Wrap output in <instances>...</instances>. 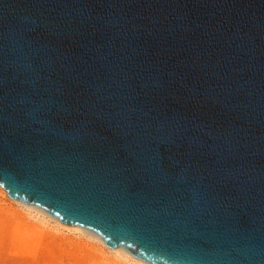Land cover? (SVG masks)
Here are the masks:
<instances>
[{"label": "water", "instance_id": "1", "mask_svg": "<svg viewBox=\"0 0 264 264\" xmlns=\"http://www.w3.org/2000/svg\"><path fill=\"white\" fill-rule=\"evenodd\" d=\"M0 187L149 264H264V0H0Z\"/></svg>", "mask_w": 264, "mask_h": 264}, {"label": "rangeland", "instance_id": "2", "mask_svg": "<svg viewBox=\"0 0 264 264\" xmlns=\"http://www.w3.org/2000/svg\"><path fill=\"white\" fill-rule=\"evenodd\" d=\"M2 191L0 187V221L6 223L5 226L0 227V264H101L100 258L104 248L89 237L59 235L55 232L46 234L44 244L51 250L52 256L50 258L47 253H44V250H40L38 256L35 257L36 261L32 257V249H28L29 252L27 253L26 248H17L11 245L10 231L14 230V225L18 219L11 215L9 211L22 213L31 222H34V220L29 219L22 208ZM107 258L110 259L111 257L108 256ZM113 260L115 264L120 262L114 258Z\"/></svg>", "mask_w": 264, "mask_h": 264}, {"label": "bare ground", "instance_id": "3", "mask_svg": "<svg viewBox=\"0 0 264 264\" xmlns=\"http://www.w3.org/2000/svg\"><path fill=\"white\" fill-rule=\"evenodd\" d=\"M2 193L8 196L4 190L2 191ZM11 200L14 201L17 205H19L22 208V211H24V213H26V215L29 217V219L31 218L32 221L34 220V222L29 221L28 218L22 213L9 211L11 215H14L18 219L17 223L14 225V230L10 231V243L11 245L17 248H26L27 253L29 252L28 249H32L33 251L31 252V254L34 260L35 257L38 256V252L40 250H44V253H47L48 257L51 258L52 252L47 247V245L44 244V238L46 234H51L52 232H55L59 235L68 234L77 237H89L90 239L96 241L104 248L100 259L105 264H115L113 258L116 261H120L117 264H149L132 256L123 248H108L103 243V241L92 232L63 225L55 217L50 216L41 209L27 205L14 199ZM5 223V221H0V227H3V225L5 226ZM108 256H110L111 258L108 259ZM102 262L101 264H103Z\"/></svg>", "mask_w": 264, "mask_h": 264}]
</instances>
